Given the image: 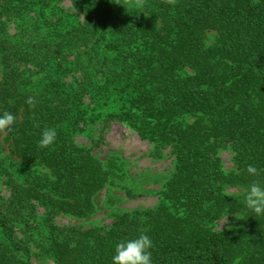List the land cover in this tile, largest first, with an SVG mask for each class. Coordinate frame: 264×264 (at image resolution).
Returning a JSON list of instances; mask_svg holds the SVG:
<instances>
[{"label": "trees", "instance_id": "trees-1", "mask_svg": "<svg viewBox=\"0 0 264 264\" xmlns=\"http://www.w3.org/2000/svg\"><path fill=\"white\" fill-rule=\"evenodd\" d=\"M3 112L16 123L0 132V264H112L141 232L153 264H264V216L243 200L264 180V0H0ZM113 123L171 158L157 204L57 225L91 218L127 176L76 140ZM44 128L57 138L42 148Z\"/></svg>", "mask_w": 264, "mask_h": 264}, {"label": "rangeland", "instance_id": "rangeland-1", "mask_svg": "<svg viewBox=\"0 0 264 264\" xmlns=\"http://www.w3.org/2000/svg\"><path fill=\"white\" fill-rule=\"evenodd\" d=\"M76 140L91 148L93 153L102 160L117 153L126 161L128 174L123 181H116L120 187L111 189V196L114 197L112 202L106 203V189L98 194L95 198L97 210L91 218L82 220L56 216L57 225L107 226L112 223V215L115 213L150 209L157 204V198L151 192L160 188L161 180L171 171V158L168 155L161 160L151 159L148 155L150 145L116 123L111 124L101 136L97 133H87L86 136H79ZM220 156L226 169L233 168L230 152L224 150ZM122 185L132 191L133 197L126 195ZM39 212L42 213V209ZM32 263L53 264L50 259L36 257L32 259Z\"/></svg>", "mask_w": 264, "mask_h": 264}, {"label": "clouds", "instance_id": "clouds-1", "mask_svg": "<svg viewBox=\"0 0 264 264\" xmlns=\"http://www.w3.org/2000/svg\"><path fill=\"white\" fill-rule=\"evenodd\" d=\"M34 106L31 100L28 101ZM16 123V117L10 112L0 113V132H11ZM57 138L55 128H44L40 134L39 146L44 148L52 145ZM247 173L258 177V169L248 165ZM244 206L253 216H264V180L254 179L247 187L243 197ZM153 242L146 232H141L135 238H126L116 242L112 264H153Z\"/></svg>", "mask_w": 264, "mask_h": 264}]
</instances>
